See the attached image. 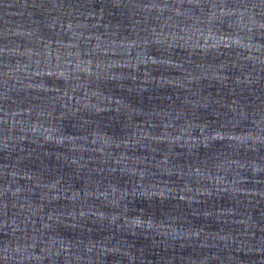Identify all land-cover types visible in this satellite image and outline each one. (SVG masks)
<instances>
[{
  "label": "water",
  "instance_id": "1",
  "mask_svg": "<svg viewBox=\"0 0 264 264\" xmlns=\"http://www.w3.org/2000/svg\"><path fill=\"white\" fill-rule=\"evenodd\" d=\"M0 264H264V0H0Z\"/></svg>",
  "mask_w": 264,
  "mask_h": 264
}]
</instances>
